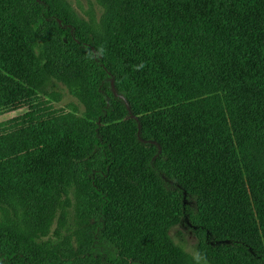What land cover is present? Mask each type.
<instances>
[{"label": "trees", "instance_id": "obj_1", "mask_svg": "<svg viewBox=\"0 0 264 264\" xmlns=\"http://www.w3.org/2000/svg\"><path fill=\"white\" fill-rule=\"evenodd\" d=\"M101 1L94 36L59 0H0V72L26 88L8 102L59 105L53 80L91 134L89 153L0 184V264H134L104 245L114 210L163 178L202 264H264V0ZM71 190L94 223L60 260L39 240Z\"/></svg>", "mask_w": 264, "mask_h": 264}, {"label": "rangeland", "instance_id": "obj_2", "mask_svg": "<svg viewBox=\"0 0 264 264\" xmlns=\"http://www.w3.org/2000/svg\"><path fill=\"white\" fill-rule=\"evenodd\" d=\"M59 1L90 28L94 36L104 33L105 9L101 0ZM38 58L41 63L42 59ZM17 89L26 88L0 72V91ZM42 90L61 103L54 104L39 95L11 99L10 103L6 94L0 97V184L90 152L88 120L81 114L85 112L84 106L53 80H48ZM64 105L78 113L66 110ZM163 180L166 185L156 191L155 200H149L151 194L120 203L114 211H117V220H122L110 231L115 247L104 245L111 251L120 250L134 264H202L196 254L193 228L172 192L176 186L166 178ZM60 206L48 233L39 243L65 260L82 253L87 228L94 222L83 214L74 190L67 199L61 200ZM183 206L194 207L189 198Z\"/></svg>", "mask_w": 264, "mask_h": 264}, {"label": "crops", "instance_id": "obj_3", "mask_svg": "<svg viewBox=\"0 0 264 264\" xmlns=\"http://www.w3.org/2000/svg\"><path fill=\"white\" fill-rule=\"evenodd\" d=\"M4 94H7V93H4ZM4 98V97H3ZM5 98H9V96L7 95V96H5ZM9 103V102H8Z\"/></svg>", "mask_w": 264, "mask_h": 264}, {"label": "clouds", "instance_id": "obj_4", "mask_svg": "<svg viewBox=\"0 0 264 264\" xmlns=\"http://www.w3.org/2000/svg\"><path fill=\"white\" fill-rule=\"evenodd\" d=\"M100 51L102 52V51H103V49H101ZM204 259H205V264H206V258H204Z\"/></svg>", "mask_w": 264, "mask_h": 264}]
</instances>
